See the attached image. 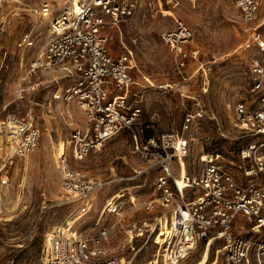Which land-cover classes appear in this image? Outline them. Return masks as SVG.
I'll return each instance as SVG.
<instances>
[{
	"label": "built area",
	"instance_id": "2783aa9c",
	"mask_svg": "<svg viewBox=\"0 0 264 264\" xmlns=\"http://www.w3.org/2000/svg\"><path fill=\"white\" fill-rule=\"evenodd\" d=\"M9 1L0 0V37L11 23L6 10ZM231 1L243 20L246 36L242 47L264 51V31L260 28L264 18L258 17L261 1ZM31 9L36 23L17 38V48L24 52L33 45L36 24L47 25L49 38L16 82L15 96L27 100V112L8 113L0 120L5 147L10 146V153H5L7 159L25 156L38 146L42 130L35 123L33 106L40 103L42 90L54 85L46 96L50 97L48 104L52 100L65 105L74 101L86 118L83 127L72 128L59 155L63 202H77L84 211L91 208L96 192L111 180L71 166L69 156L82 159L119 131L130 134L133 151L145 163L135 169L134 175L156 170L154 193L138 201L144 215L126 218L121 210L122 193H112L105 199L93 233L84 234L67 221L51 228V234L45 235L43 263L130 264L138 248L132 255L125 252L134 250L137 240L143 246L152 239L158 244L155 264L159 256L162 264H187L200 242L210 247L215 240L223 241L226 264H264V59L254 52L248 59L250 90L256 96V105L240 100L234 106V125L251 137L239 153L238 165L246 181L238 180L212 152L204 153L197 172L185 169L183 173L187 138L182 131L147 133L140 120L142 106L132 97L138 82L132 74L136 66L133 50L122 35V51L112 50L110 31L119 29V23L135 12V2L43 0ZM160 37L175 50L179 64L197 58L199 48L186 46L192 30L183 20L177 19L173 28L162 30ZM23 62L21 55V66ZM66 112L69 123H74L68 107ZM191 117L189 113L184 116L182 130L189 127ZM130 202L136 205L135 199ZM162 222L167 230L159 240Z\"/></svg>",
	"mask_w": 264,
	"mask_h": 264
},
{
	"label": "rangeland",
	"instance_id": "374dc122",
	"mask_svg": "<svg viewBox=\"0 0 264 264\" xmlns=\"http://www.w3.org/2000/svg\"><path fill=\"white\" fill-rule=\"evenodd\" d=\"M43 0H11L6 4L11 19L7 31L0 37V120L8 113L25 115L27 100L17 99L15 86L20 73H24L32 56L36 55L48 40L47 25L36 24L34 43L24 52L16 46L17 38L35 25L32 6ZM135 2V12L122 20L118 28H112V50L119 53L122 40L133 50L136 66L132 74L134 84L132 97L142 106L140 120L147 133L183 132L187 138L182 154L188 173L197 172L204 153L218 154V159L228 167L238 180L243 175L240 150L248 145L251 137L234 125V106L240 100L256 105V96L250 90L248 59L254 52L264 59V51L244 49L246 34L243 20L231 0H129ZM258 17L264 18V0ZM166 10H170L169 13ZM183 20L192 30L187 47L197 46L196 59L187 58L184 65L177 61L175 50L160 37L162 30L173 28L176 20ZM264 31V22L260 25ZM24 56L22 66L20 56ZM41 78V77H39ZM37 79V78H32ZM42 90L39 104L33 106L35 123L42 133L38 146L25 156L7 159L5 139L0 133V264H44L43 244L51 228L72 219V227L84 234L96 230L108 195L118 192L121 210L126 218L140 217L146 212L138 201L154 193L153 181L156 170L148 169L138 175L135 169L145 163L133 151V142L126 130L106 139L99 148L91 150L84 158L69 156V164L98 178L111 180L95 194L91 208L84 211L77 202H63L60 194L61 171L55 157L59 155L55 143L63 140L64 146L75 125L84 126L85 117L76 102L65 105L51 101L50 91ZM74 123H69L66 108ZM49 110V111H48ZM190 114L189 127L182 130L183 119ZM68 150V148H67ZM177 159L173 163L178 166ZM177 170V168H175ZM131 198L136 205H132ZM16 203H14L15 201ZM14 203L13 210L5 206ZM10 216L9 218H6ZM166 225L162 222L159 240ZM222 240L213 244L200 242L188 256L187 264H226ZM130 264H155L158 244L152 239L141 246L134 242ZM208 252L204 257V250ZM157 264H162L159 262Z\"/></svg>",
	"mask_w": 264,
	"mask_h": 264
},
{
	"label": "bare ground",
	"instance_id": "6f19581e",
	"mask_svg": "<svg viewBox=\"0 0 264 264\" xmlns=\"http://www.w3.org/2000/svg\"><path fill=\"white\" fill-rule=\"evenodd\" d=\"M166 12L169 13L170 10H166ZM55 146H56V149H57V153H58L59 155H61V154L64 152V149H65V146H64V142H63V140H58V141L55 143ZM4 150H5V153H6V154H9V153H10V146H6ZM59 155H57V160H58ZM183 163H184V162H183V160H182V164H183ZM182 171H183V173L185 172L184 164H183ZM179 183H181V180L179 181ZM14 201H15V200H14ZM14 203H16V201H15ZM14 203H13L12 205H10V206H5V210H6V211H11V210H13ZM0 210H3V205L1 204V200H0ZM9 217H10V216H7L6 218H9ZM67 222H68L69 224H72L73 220L70 219V218H68V219H67ZM51 232H52V230H51ZM51 232H48V235H50ZM207 252H208V247H206L205 250H204V253H203V254H204V257H205V255L207 254ZM200 263H201V261H200L199 263H197V264H200Z\"/></svg>",
	"mask_w": 264,
	"mask_h": 264
},
{
	"label": "crops",
	"instance_id": "0c3cea01",
	"mask_svg": "<svg viewBox=\"0 0 264 264\" xmlns=\"http://www.w3.org/2000/svg\"><path fill=\"white\" fill-rule=\"evenodd\" d=\"M121 51H122V50H121ZM55 161L58 162V160H57V156L55 157Z\"/></svg>",
	"mask_w": 264,
	"mask_h": 264
}]
</instances>
